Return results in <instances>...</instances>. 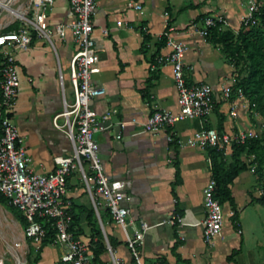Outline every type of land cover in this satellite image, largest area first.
Returning a JSON list of instances; mask_svg holds the SVG:
<instances>
[{
    "label": "crops",
    "instance_id": "0c3cea01",
    "mask_svg": "<svg viewBox=\"0 0 264 264\" xmlns=\"http://www.w3.org/2000/svg\"><path fill=\"white\" fill-rule=\"evenodd\" d=\"M126 1L94 0L91 36L96 50V71L92 81L103 87L104 94L92 99L90 105L97 115L113 110L105 123L106 128L93 137L104 174L124 184L127 200L121 204L132 220H143L147 226L143 243L138 248L142 261L261 263L264 261V238L260 240L259 236L264 229V205L254 200L263 193L264 177L263 173L259 176L253 172V164L241 170L229 185L237 210L238 230L232 227L227 214L230 207L224 203L219 234L210 243L201 238L202 188L210 179V172L206 152L194 139L206 126L218 132L259 129L260 115L244 107L248 100L237 99L234 116L228 115L227 103L216 100L204 117L187 118L164 131L138 133L153 110H176L170 66L148 69L155 55L169 51V42L184 45L183 74L187 83L206 82L216 96L221 86L232 83L234 68L225 58L221 45L199 36L198 30L206 15L220 14L225 18L221 30L236 32L245 12L244 0H131L140 5L138 10L126 7ZM5 5L9 11L5 9L7 13L1 17L0 30L9 26L14 30L19 25L14 11H29L28 0H6ZM70 18L67 0H53L47 10L48 23H63ZM116 22L120 25L116 26ZM53 37L51 45L33 37L27 50L14 52L20 77L11 120L21 139L27 164L36 173L51 170L54 156L71 154V142L64 128L54 126L53 116L60 111L62 99L69 100L71 96L67 61L74 46L68 31L62 39ZM60 60L66 68L64 76ZM55 123L62 125L63 118H56ZM165 135L172 140L167 142ZM229 154L228 151L224 154L226 163L230 161ZM174 162L180 182L171 191ZM79 182L82 184L75 171L66 178V197L71 206H87L85 190ZM90 206L94 209L91 203ZM172 214H176L181 223L168 222ZM242 217L246 219L245 226ZM79 224L86 228L83 215ZM105 228L119 242L115 249L120 264H133L119 227L110 222ZM261 234L264 236V230ZM19 241L22 247L27 243L22 242V235ZM47 246L54 247L43 246L37 264L56 263L60 249L47 252ZM255 248H260L261 253Z\"/></svg>",
    "mask_w": 264,
    "mask_h": 264
},
{
    "label": "built area",
    "instance_id": "2783aa9c",
    "mask_svg": "<svg viewBox=\"0 0 264 264\" xmlns=\"http://www.w3.org/2000/svg\"><path fill=\"white\" fill-rule=\"evenodd\" d=\"M53 0H28L31 17L24 12L14 11L19 25L14 30L0 33V194L8 204L19 211L24 218L25 226L21 228L22 242H27L34 249L39 248L42 240L48 238L50 245H58L60 254L58 264H94L89 239L83 235L74 236L69 230L70 203L66 197V178L71 172H77L82 181L94 209L97 206L107 208L111 223L119 227L129 257L133 264H165L156 259L150 263L142 261L138 248L143 243V233L147 226L143 220L134 221L128 215V210L121 204L127 200L123 191V182L107 178L102 170L94 134L106 128L111 111L97 115L91 108V100L104 94L103 87L92 81L96 71L95 46L91 36L94 0H67L71 18L67 22L50 25L47 21V10ZM245 12L239 20V26H259L264 29V21L256 0H244ZM126 7L139 9L140 5L131 0L126 1ZM255 14V15H254ZM225 18L220 14L206 15L198 30L201 37H206L211 28L221 30ZM120 22H116L119 26ZM68 31L74 50L67 61V78L70 85V99H62L59 112L53 116V124L64 128L71 142V154L54 156V167L44 173L32 171L20 145V137L11 120L18 90L17 65L15 51H25L34 37L46 40L51 45L50 37L55 35L64 38ZM105 32V31H103ZM169 51L157 54L149 65V71L159 66L169 65L173 87L175 90L176 110H153L141 124L138 133H155L164 131L187 118L204 117L210 112L215 101L228 104L227 113L235 115L238 106L237 99L247 100L236 79H231L230 85L221 86L218 96L213 95V89L206 82L187 83L183 74L184 45L180 42H169ZM61 83V75H58ZM246 101V108L253 107ZM63 118L62 125H57L55 119ZM259 136V129H241L235 132H218L214 128L202 129L194 141L200 147H213L223 154L230 152L233 144H244ZM165 140L172 139L165 135ZM87 174L89 176H87ZM214 181L210 178L202 188V207L204 211L201 220V238L205 243L219 234L224 220L220 203L213 197ZM232 211L227 212L231 215ZM181 223L176 214H172L168 222ZM49 230L51 232H49ZM50 233V234H49ZM48 236V237H47ZM23 247L26 252L27 245ZM21 242H15V247H21ZM105 257L109 264H120V259L114 255L113 249L104 241ZM14 264H26L24 256L15 257Z\"/></svg>",
    "mask_w": 264,
    "mask_h": 264
},
{
    "label": "trees",
    "instance_id": "16d2710c",
    "mask_svg": "<svg viewBox=\"0 0 264 264\" xmlns=\"http://www.w3.org/2000/svg\"><path fill=\"white\" fill-rule=\"evenodd\" d=\"M256 2L259 4L258 10L261 12L259 17L261 21H264V0H256ZM33 37L34 35L32 33V39ZM206 37L212 39L214 43L221 45V50L225 58L234 68L233 72L235 73L236 69L238 71L235 73V85L240 87L246 99L250 103H253L254 111H256L261 118H264V29L259 26H239L236 32L233 33L230 30L211 28ZM163 39L162 37L161 40ZM241 73L243 74L241 75ZM206 128L208 127L206 126ZM260 139V136H258L257 138L246 141L244 144H233L231 146L229 154L230 161L228 163H226L222 151L209 146L204 147L209 160L210 178L214 181L213 197L221 206L224 203L229 205L232 211L231 215H229V221L236 230H238L237 210L235 209L233 199L230 195L229 185L241 170H244L252 164L253 172L259 176L262 175L264 171V158L262 157L264 156L260 154L262 150ZM173 144L175 146V143ZM250 154L256 159L247 161L248 155ZM173 175L174 181L171 184V191L173 187L180 182L178 168L175 162L173 163ZM263 194L264 193H262V195ZM254 201H257L260 205H264V195L261 196V198H255ZM0 204L11 211L20 227L24 228L25 221L22 215L18 214L16 212L17 210L9 205L7 199L1 194ZM97 211L99 220L104 227L107 243L111 249H114L119 242L106 231V225L111 222L108 210L104 207H97ZM69 214V230L74 236L83 235L89 239L94 264H109L105 259L104 241L92 207L70 205ZM81 215H83L85 221V229L79 224ZM49 232L51 231L49 230ZM48 243V238L43 239L39 248L35 250L28 244V247L31 248L30 253L34 255L30 258L29 262L26 261V264H35L40 258L41 248ZM129 258L132 261V258ZM229 259L230 257L227 256L226 260Z\"/></svg>",
    "mask_w": 264,
    "mask_h": 264
},
{
    "label": "rangeland",
    "instance_id": "374dc122",
    "mask_svg": "<svg viewBox=\"0 0 264 264\" xmlns=\"http://www.w3.org/2000/svg\"><path fill=\"white\" fill-rule=\"evenodd\" d=\"M0 1L4 2V7L3 8L0 7V21H1V17L7 13L8 8L5 5L6 0H0ZM5 9H7V10H5ZM24 13H25L26 17H28V18L30 17L29 11H25ZM12 28H13L12 26H9L8 28H6V30H11ZM6 30L1 29L0 32L6 31ZM53 39H54V37H53V35H51V37H50L51 42H53ZM44 41L47 42L46 40H44ZM60 70H61L62 76H64V74L66 72V68L64 67V65L62 63V60H60ZM67 72H68V67H67ZM237 72L238 71L236 69L235 73H237ZM17 74H18V72H17ZM242 74L243 73H241V75ZM19 77H20V75L18 74V78ZM252 109L254 110V107H252ZM261 120H262V124H261V127L259 128V136L261 138L260 139V141H261L260 146H261L262 150H261L260 154H262L261 156H264V118H261ZM262 158H264V157H262ZM254 159H256V158L250 154V155H248L247 161H251V160L253 161ZM87 176H89V175L87 174ZM263 177H264V172H263ZM79 184L82 187L81 182H79ZM263 193H264V186H263ZM85 195L87 198L86 204H87V206H90V201H89V198H88V195L86 192H85ZM263 195H262V193H260L257 198H261V196H263ZM16 212L21 215V213L19 211H16ZM263 212H264V209H263ZM245 221H246V219H244L242 217L241 222H242L243 226H245V224H246ZM262 221H264V213L262 215ZM263 230H260L261 231L260 236H259L260 240H262L264 238L263 234H261ZM257 231H258L257 233H259V230H257ZM20 235H21V229H20V226L17 224L13 213L11 211H9L8 209H6L3 205L0 204V264H14L15 257L18 255L24 256L25 260L27 262H29L30 258L33 257L34 254L30 253L31 248L28 247V245H27V249H26L27 251L26 252H24L22 250L23 249L22 245H21V247H15L14 246V243L18 242L20 240ZM52 249L57 252L59 250V246L58 245H54V247L53 246L52 247L47 246L46 251L48 252V251H51ZM33 250H35V249L33 248ZM255 251H257L258 254L261 253L260 248H259V250H257L255 248ZM113 252H114L115 256L118 255V251L116 249ZM105 258L108 260L107 255ZM35 264H37V262ZM253 264H264V261H262L261 263L259 261H255Z\"/></svg>",
    "mask_w": 264,
    "mask_h": 264
},
{
    "label": "water",
    "instance_id": "95a60500",
    "mask_svg": "<svg viewBox=\"0 0 264 264\" xmlns=\"http://www.w3.org/2000/svg\"><path fill=\"white\" fill-rule=\"evenodd\" d=\"M93 211H94V214H95V216H96V219H97V222H98V226H99V229H100V231H101V234H102L103 240H104L105 242H107L106 237H105V233H104L103 228H102V225H101V223H100V221H99V217H98L97 211H96L95 209H93Z\"/></svg>",
    "mask_w": 264,
    "mask_h": 264
},
{
    "label": "bare ground",
    "instance_id": "6f19581e",
    "mask_svg": "<svg viewBox=\"0 0 264 264\" xmlns=\"http://www.w3.org/2000/svg\"><path fill=\"white\" fill-rule=\"evenodd\" d=\"M0 7L3 8L4 7V2L0 1ZM13 16V15H12Z\"/></svg>",
    "mask_w": 264,
    "mask_h": 264
}]
</instances>
